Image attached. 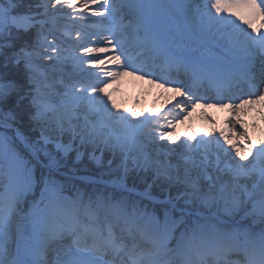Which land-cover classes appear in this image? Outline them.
Returning <instances> with one entry per match:
<instances>
[{
    "label": "snow or ice",
    "instance_id": "obj_1",
    "mask_svg": "<svg viewBox=\"0 0 264 264\" xmlns=\"http://www.w3.org/2000/svg\"><path fill=\"white\" fill-rule=\"evenodd\" d=\"M76 6L0 0V264H264V142L243 155L224 132L169 146L201 102L236 113L228 123L248 140L238 113L264 106V0H204L194 15L191 0H82L97 20ZM78 20L95 30L74 29ZM181 23L215 30L228 47L215 62L185 57ZM226 57L237 61L227 71ZM125 74L175 85L178 111H113L104 87ZM205 81L214 96L199 94ZM85 157L100 167L108 157L110 169L119 160L100 181L111 191L77 187Z\"/></svg>",
    "mask_w": 264,
    "mask_h": 264
},
{
    "label": "rangeland",
    "instance_id": "obj_2",
    "mask_svg": "<svg viewBox=\"0 0 264 264\" xmlns=\"http://www.w3.org/2000/svg\"><path fill=\"white\" fill-rule=\"evenodd\" d=\"M191 1L194 2V0H191ZM33 2L34 3L38 2V0H33ZM81 2L82 0H76L77 6H76L75 12L73 13L74 15L88 16L90 20L101 19L99 17H91L88 9H85L84 12L81 13L80 12ZM198 2H201V0L196 1V3ZM90 7L94 8L96 7V5H92ZM65 11H72V9L65 8ZM191 14L194 15L193 11ZM223 15H227V13ZM176 17L178 21H181L183 17V12L178 10L176 13ZM62 22L65 24V26H67V24L69 23L66 19H63ZM181 28H182L181 34L179 37L176 38L175 43L179 46L180 51L183 53V55L187 56L186 53L190 52L191 56L195 58H201L205 61L209 60V58L213 60L214 62L219 59L221 52L220 50L215 49V48L218 45L219 46L227 45V43L224 41H221V37L219 35H215V37L213 36V32L215 30H213V32H208L206 30H202L199 26H197L194 30H192L190 29L188 24H184V23H181ZM74 29H87L88 31L95 30L93 25L90 22H85L83 20H78L75 23ZM73 38H74V35H73ZM62 39H65L66 41V43L64 44V48H65L64 54L65 55H68L69 53L75 54L74 52H72L71 46L67 43V38L62 37ZM88 46L94 47L96 45L95 44L93 45L91 42L89 43ZM213 52H216L218 56L214 57ZM231 64H232L231 61H226L225 63H222L221 66L229 67V65ZM67 71L71 72L70 66L67 68ZM157 75H166V73L161 72L158 69ZM136 76H139V74H137ZM145 79L150 81V79L152 78H144L143 80ZM183 80L187 81L186 78ZM120 84L121 82L119 79L114 82H109L107 87H104V92L107 93L108 96H110L111 102H113L116 105V108L113 109V111H116L118 109L120 112H124L128 115H131V113L133 112L137 113L138 114L137 116L132 117L133 120H140L142 119L144 115L151 116L152 118L161 117L166 112H168L170 109H173V105L177 101V100H169L170 105L168 107H164L165 105L163 102L159 103V100L164 99L162 95L158 94L157 96H154V100L152 102H148V101L146 102V99L144 97L145 95L144 92L139 93V95L136 94L135 96H131L128 99H126V97L123 98V96H121V95H124L122 93H126V92L123 91V89L120 87ZM173 87H175V85H172V86L166 85L164 88L168 89V88H173ZM165 99H168V98H165ZM209 103L213 104L214 102L209 101ZM198 104L202 105L203 102L198 103ZM109 106H111V104ZM173 111L175 112L178 110L173 109ZM251 112L254 113L252 116H251L252 114ZM230 115L231 117H229L227 120L224 121L223 124H221L215 119H213L212 117H210L207 114V111L205 110V108L201 107V109H198V110H196L195 108H191L187 114L183 115L181 122L176 124L175 129L170 130L169 134L172 136L173 140L175 141V144L169 145V146L170 147L179 146L180 144L183 143V141L187 137H195L196 139H199L201 136H204L207 139H214L216 137H219V134L223 132V128H227V131L230 135L233 134L232 136H230L226 134V131L224 132L225 135L228 136L229 139L232 141V143L237 145V148L232 150L233 154L235 151L238 150L243 155L245 154L249 145L259 147L261 145V142H264V131L261 132V134L259 135L257 134L258 144H255L254 142H252L253 140L252 131H250L246 127L247 123L253 124L254 122L256 128H258L259 130L264 129V106L262 105H256L252 107L246 106L243 110H241L238 113L240 119L244 122V126L246 127L247 134H248V140H244L243 137L239 135V131L241 130L240 125H238L237 128L233 130V133H231V131L229 130V127L231 128V126L229 125L228 121L234 120L237 114L230 112ZM172 118L173 117L171 115L168 117L169 120H171ZM199 118L206 119V124L201 123L199 121ZM207 126L212 127V133L210 134V136L206 135L205 129ZM256 128L254 130L255 132H256ZM161 130L163 129H159V128L157 129V131H161ZM157 142L160 144L168 143L166 140H158ZM192 142L194 143L195 140H193ZM221 142L223 143V138H221ZM226 147H230V145H226ZM107 158L108 157L105 158L103 166L100 167V166L95 165L87 157H85L83 161L77 165L76 175H81L79 177H84L87 180H90L91 183L94 185L98 184L96 179H98L99 181H109L111 179H114L113 170L116 168V165L119 163V160L117 159L116 164H114L112 168L110 169L107 165ZM236 159L239 160V157H236ZM249 159H251V157H249ZM173 160H175V158H173ZM94 171H100L99 172L100 174L96 176L97 172H94ZM105 185L112 189L111 185H107V184ZM129 187H131V184H129ZM137 189H141V190H137ZM137 189L135 191L136 193L143 191L142 186H138ZM158 190L159 189H155L153 193ZM256 227L258 230L259 225H256ZM176 259L178 260L179 258L177 257Z\"/></svg>",
    "mask_w": 264,
    "mask_h": 264
},
{
    "label": "bare ground",
    "instance_id": "obj_3",
    "mask_svg": "<svg viewBox=\"0 0 264 264\" xmlns=\"http://www.w3.org/2000/svg\"><path fill=\"white\" fill-rule=\"evenodd\" d=\"M238 23H241L242 27H247L246 25H244L242 22L237 21ZM261 20L257 19L254 21L253 23V27H259L261 24ZM249 31H251V29H249ZM222 41L226 42L224 39H222ZM92 44L94 45L95 43L92 42ZM224 48H227L228 45H222ZM95 55V54H94ZM214 57H217V53L213 52ZM101 58L104 60L105 65L109 68H113L114 65L108 62V55L107 54H101ZM232 57H226L225 61L231 59ZM221 63H225V62H221ZM237 63V61L235 59H233V66ZM135 75H129V74H125L123 76H121L119 78L121 84L120 87L123 89L124 92L126 93H122L124 95L123 98L126 97V99H128L131 96H135L136 94L139 95V93L144 92L145 95V99L146 102H152L154 100V96H157L158 94L162 95L164 99L159 100V103L163 102L164 103V107H168L169 104V100H180L182 99L178 93H176L175 91L172 90V88H168L165 89L164 87H160L158 83H152L149 80L145 79H141L139 76ZM208 88H211L212 90L215 89L212 85H210L208 83L207 85ZM168 98V99H165ZM201 107L205 108V110L207 111V114L212 117L213 119H215L216 121H218L219 123L223 124L225 120H227L229 117H231L230 115V111L228 109L225 108H221V107H217V106H205L202 104H197L195 109H201ZM252 113V112H251ZM254 113L251 114V116ZM199 121L201 123H205L206 124V119L204 118H199ZM250 131H252L253 133V140L252 142H254L255 144H258L257 142V137L259 134H261V132L264 131V129L259 130L258 128L255 127V123L253 122V124H249L247 123L246 126ZM256 128V132L254 131ZM206 135L210 136V134L212 133V127L211 126H207L206 127ZM229 130L231 131V133H233V130L229 127ZM226 131V134L230 135L227 131V128H223V132ZM258 134V135H257ZM233 135V134H232ZM230 135V136H232ZM235 135V134H234ZM240 138V137H239ZM241 139V138H240ZM260 143V142H259Z\"/></svg>",
    "mask_w": 264,
    "mask_h": 264
},
{
    "label": "trees",
    "instance_id": "obj_4",
    "mask_svg": "<svg viewBox=\"0 0 264 264\" xmlns=\"http://www.w3.org/2000/svg\"><path fill=\"white\" fill-rule=\"evenodd\" d=\"M94 172H97L96 173V176H98V174H100L99 172L100 171H94ZM95 175V174H94ZM76 185H77V187H80L82 190H84V191H86V192H92L93 191V187L94 186H92V185H90V184H87V183H85V182H83V181H78V180H76ZM102 187H104V190L105 189H107L108 191H111L112 189L110 188V187H108V186H106V185H104V184H100ZM104 190H102V191H104ZM159 191V190H158ZM158 191H156V192H154L153 193V195L154 196H158V194H159V192ZM127 195H129V194H127ZM130 198L131 199H138V198H136V195H134V194H131L130 195ZM145 203L147 204L148 203V201H145Z\"/></svg>",
    "mask_w": 264,
    "mask_h": 264
}]
</instances>
